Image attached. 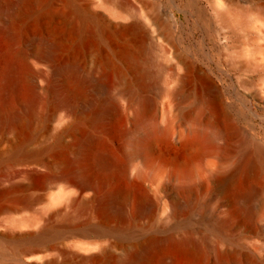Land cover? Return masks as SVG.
Instances as JSON below:
<instances>
[{
  "label": "bare ground",
  "instance_id": "bare-ground-1",
  "mask_svg": "<svg viewBox=\"0 0 264 264\" xmlns=\"http://www.w3.org/2000/svg\"><path fill=\"white\" fill-rule=\"evenodd\" d=\"M205 1L222 29L264 37V0ZM104 5L129 3L0 0V225L37 228L0 230V264H55L45 257L61 240L84 251L68 256L76 264H238L235 245L256 230L264 204V146L208 97L216 84L206 72L198 69L202 85L192 84L184 59L182 72L164 75L168 26L160 15L153 21L163 28L152 36L135 14ZM232 49L241 69L264 72V43L246 59ZM153 91L189 99L174 110L199 126L181 130L185 122L171 114L161 125ZM176 131L193 156L171 167L157 144L176 142ZM232 134L243 148L231 169L208 172L215 136ZM207 172L214 187L205 216L197 177ZM24 212L32 216L16 222Z\"/></svg>",
  "mask_w": 264,
  "mask_h": 264
},
{
  "label": "rangeland",
  "instance_id": "rangeland-1",
  "mask_svg": "<svg viewBox=\"0 0 264 264\" xmlns=\"http://www.w3.org/2000/svg\"><path fill=\"white\" fill-rule=\"evenodd\" d=\"M127 1L129 5H104L100 9H104L106 13H109L108 11L114 12L115 10L117 12L127 11L135 14L137 18L145 23L149 34L152 36L156 34V30L163 28L153 21L156 14L160 15L168 26L165 30L167 40L163 42L161 37H159L156 43L158 50L160 49L159 44L161 42L169 49L167 59L165 60L168 68L165 70L164 75L169 77L177 72H182V66L179 62L184 59L193 64L192 84L202 85V82L198 78V69L206 72L216 84L214 89L206 90L208 97L210 99L218 98L220 103L224 105L225 110L234 118L235 124L264 146V77L261 79L262 86L255 84V80L262 76L264 72L258 69H241L227 55L228 51L233 48L232 50L235 49L241 53L246 52V55L242 59L250 58V51H255L257 46L264 43L263 35L259 34L255 40L251 28L246 29L241 34L222 29L212 6L208 5L205 0H200L197 6L189 5V0ZM241 6L246 7L248 5ZM198 10L202 11L204 15L202 16ZM205 17L211 18L212 22L209 24L205 20ZM238 38L239 40H237ZM156 52L157 54L159 53L157 50ZM126 78L131 79L132 77L129 73H126ZM153 92H150L148 97L158 111V121L161 125L164 124L163 119L166 114H171L176 115L175 117L180 122H185V125L180 128L181 130L188 131L193 126H199L193 118L182 119L183 116L178 113L179 110H174V105H178V103H181V106H189V99H183V97L167 98L168 96L162 95L159 92L158 94L160 95L156 91V93ZM161 103H164L163 106ZM168 103L170 104L169 106ZM189 108L191 109L192 107ZM174 135L176 142H173L174 140L172 139L159 142L157 144V153L171 167L177 165L184 166L190 161L193 153L182 142L178 141V131ZM237 140L238 135L236 134L234 136L232 134L230 139L224 138L221 135L215 136L214 143L217 151L203 163L208 172L215 169L225 171L232 166L235 155L239 149L243 148L239 146ZM228 150L231 151L232 157L227 153ZM208 172L207 174L202 173L197 177L198 182L203 181L205 184L202 191L203 201L206 203L202 213L205 216L209 214L207 212L208 200H211L210 192L213 190L211 187H214V182L210 180ZM259 185L260 193L257 198L263 200L264 178L259 181ZM31 214L24 212L14 219L17 222L31 217ZM255 222L257 225L256 230L252 233L247 232V234H243L240 241L236 245L233 244L238 249V264H253V261L257 264H264V204L259 206ZM8 226L12 230L16 228V230H21V225L18 228L16 224H11L9 220L1 223L0 230L9 228ZM13 226L16 228H13ZM23 227H21L22 230L37 229L36 226H29L30 228L28 226ZM58 249V251L45 257V259H55V264H76V261L68 256H71V253L84 252L71 240H61L58 242ZM114 252L121 254L122 250L117 248L114 249ZM10 263L16 264L13 261H10Z\"/></svg>",
  "mask_w": 264,
  "mask_h": 264
}]
</instances>
